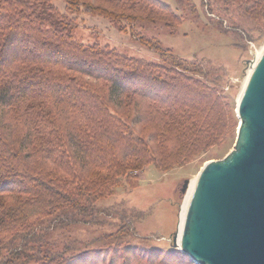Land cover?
Instances as JSON below:
<instances>
[{
	"label": "trees",
	"instance_id": "obj_1",
	"mask_svg": "<svg viewBox=\"0 0 264 264\" xmlns=\"http://www.w3.org/2000/svg\"><path fill=\"white\" fill-rule=\"evenodd\" d=\"M53 1L0 0V264H102L88 252H50L44 237L136 171L180 166L222 139L208 87L77 43ZM232 1L264 18V0ZM66 2L112 21L175 18L159 0Z\"/></svg>",
	"mask_w": 264,
	"mask_h": 264
},
{
	"label": "rangeland",
	"instance_id": "obj_2",
	"mask_svg": "<svg viewBox=\"0 0 264 264\" xmlns=\"http://www.w3.org/2000/svg\"><path fill=\"white\" fill-rule=\"evenodd\" d=\"M159 1L168 6L174 19L160 13L156 21L146 20L147 14L112 21L84 9L70 11L66 0L52 4L73 22L77 43L109 48L155 66L175 67L208 87L215 107L211 125L222 139L180 166L169 170L150 166L129 180L122 179L109 197L77 218L76 224L47 232L43 242L50 252H88L98 255L102 264H195L174 246L175 239L179 243L189 203V190H182L186 181L191 188L206 156L226 153L238 135L240 120L234 99L264 41V18L250 15L249 4L232 0ZM136 109L133 115L137 116ZM136 130L145 138L152 132Z\"/></svg>",
	"mask_w": 264,
	"mask_h": 264
},
{
	"label": "water",
	"instance_id": "obj_3",
	"mask_svg": "<svg viewBox=\"0 0 264 264\" xmlns=\"http://www.w3.org/2000/svg\"><path fill=\"white\" fill-rule=\"evenodd\" d=\"M234 100L238 135L206 156L174 243L195 264H264V41Z\"/></svg>",
	"mask_w": 264,
	"mask_h": 264
},
{
	"label": "bare ground",
	"instance_id": "obj_4",
	"mask_svg": "<svg viewBox=\"0 0 264 264\" xmlns=\"http://www.w3.org/2000/svg\"><path fill=\"white\" fill-rule=\"evenodd\" d=\"M195 181L192 183L191 188H189V194H188V199H187L188 202H189L190 192H191V189H192ZM187 208H188V205H186L185 210H184V213H183L182 224H181V231H180V236H179V240H178L179 243H180L181 237H182V230H183L184 220H185L186 213H187Z\"/></svg>",
	"mask_w": 264,
	"mask_h": 264
}]
</instances>
